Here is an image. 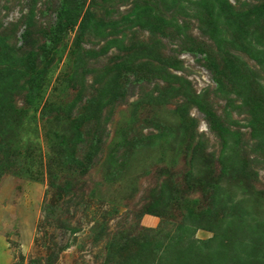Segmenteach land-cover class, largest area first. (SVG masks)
I'll use <instances>...</instances> for the list:
<instances>
[{"label":"rangeland","instance_id":"374dc122","mask_svg":"<svg viewBox=\"0 0 264 264\" xmlns=\"http://www.w3.org/2000/svg\"><path fill=\"white\" fill-rule=\"evenodd\" d=\"M225 1L218 51L194 0H0V264H141L130 239L211 197V264H264V0Z\"/></svg>","mask_w":264,"mask_h":264},{"label":"trees","instance_id":"16d2710c","mask_svg":"<svg viewBox=\"0 0 264 264\" xmlns=\"http://www.w3.org/2000/svg\"><path fill=\"white\" fill-rule=\"evenodd\" d=\"M194 4L199 5L203 10L206 12V16L209 18L207 19V22L209 23L207 28L208 37H211L213 40L216 38V36L219 35V22L221 20H224V24L228 25L231 21V17L233 16L232 22L235 21V16L239 15V11H237L236 7L230 3L225 1V7L223 8H217L215 9V6L218 3V0H194ZM154 20L152 22L161 23L162 24H168L164 20H160L162 17L159 15H154ZM226 20V21H225ZM71 23V22H69ZM161 24V25H162ZM66 22L58 23L56 26H50L49 27V48H55L57 44L60 42L62 38V32L65 29L66 30ZM264 37L263 34H258L256 38L254 39V43H259L260 38ZM223 39L214 40V43L216 45V49L218 51H221L223 48ZM262 41V39H261ZM246 44V42H245ZM250 45V42L248 43ZM247 45V44H246ZM254 51V56L252 59L255 60L256 65L259 64L260 66H264V43H260L256 46L252 45L248 49V52ZM238 60V59H237ZM239 65L241 69L235 65L227 66L231 70L229 74L230 78H236L241 81V84H244V81L246 82L249 78H247L245 75H243V72L245 73H252L256 71L255 67L249 66L246 64V62H243L238 60ZM215 69V68H212ZM211 70V69H210ZM253 74V73H252ZM228 76V74H227ZM258 77V76H257ZM250 87H254L256 90L257 97L260 96L264 97V86H261L258 81L250 80L249 83ZM247 88L246 86H244ZM241 89V87H240ZM242 88L240 91H237L239 95L246 99V101L250 99V96L247 94L245 90ZM198 105V104H197ZM259 107V105H258ZM203 110V108H201ZM215 130V128H214ZM218 131V134L224 135V133H221ZM226 143V140L224 138V145ZM238 147L242 148L243 144H238ZM210 204L207 205L208 207L206 210L201 211L198 215V217L194 216L191 218V222L195 224L200 223H206L211 228L213 225H216V221H218V209L221 207V205L225 202L222 198H216L211 197L210 198ZM205 216V218H204ZM183 225L170 232L167 228L168 222H165L163 219L160 221L159 225L156 228H146L141 232L140 239H130L131 244L137 246V250L139 252L140 256V262L141 264H211L213 263L212 255L209 256L210 250L205 249L204 246H207V248H210L213 246V240L218 237L217 232L214 231V234L212 237L206 239V240H198L196 238H192L193 232L191 228V223ZM202 221V222H201ZM212 225V226H211ZM203 227V226H202ZM217 227V226H216ZM125 247L119 248V251L123 253V255L128 254L129 246L125 244ZM208 256V258H207ZM264 257V256H263ZM207 258L206 260H204ZM263 259V258H262ZM235 264V263H234Z\"/></svg>","mask_w":264,"mask_h":264}]
</instances>
